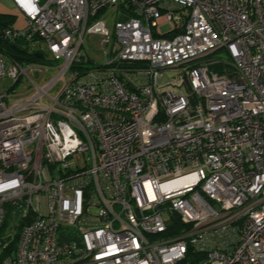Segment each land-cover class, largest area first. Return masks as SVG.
<instances>
[{
	"label": "built area",
	"instance_id": "1",
	"mask_svg": "<svg viewBox=\"0 0 264 264\" xmlns=\"http://www.w3.org/2000/svg\"><path fill=\"white\" fill-rule=\"evenodd\" d=\"M13 3L27 26L4 38L61 63L44 80L0 52L26 84L0 94V227L7 205L29 220L0 264H264V0ZM88 36L106 62L83 72Z\"/></svg>",
	"mask_w": 264,
	"mask_h": 264
},
{
	"label": "trees",
	"instance_id": "2",
	"mask_svg": "<svg viewBox=\"0 0 264 264\" xmlns=\"http://www.w3.org/2000/svg\"><path fill=\"white\" fill-rule=\"evenodd\" d=\"M126 16H128L129 18V15ZM124 19L127 18L125 17ZM14 21L15 18L12 15H0V52L4 54L6 59L13 62H18L21 64L31 62L43 64V61L46 57V53H42V56L36 55V51L32 48L31 45L32 42L24 38L15 41H10L4 38V31L10 27H13ZM218 53L210 55L207 58V61L215 60L212 57ZM81 64L85 63L82 61ZM80 65L74 66V69L81 68L79 67ZM211 68L212 70L218 72H220L222 69L221 66L217 65H213ZM10 218L12 220V226L10 231L7 233L6 229L8 227V222ZM172 222L173 224L170 225L168 236H173L177 234L178 231H180L184 226V224L179 223V220L177 218L173 219ZM28 223V219L21 217L19 214L13 211V207L11 205H7L6 218L3 225L0 227V261L6 256H13L15 254L18 247L19 236ZM5 245L7 246L6 248H4ZM204 258L205 255L201 253H197L195 255L191 253V255L189 256V260L192 261V263L196 264L203 261Z\"/></svg>",
	"mask_w": 264,
	"mask_h": 264
},
{
	"label": "rangeland",
	"instance_id": "3",
	"mask_svg": "<svg viewBox=\"0 0 264 264\" xmlns=\"http://www.w3.org/2000/svg\"><path fill=\"white\" fill-rule=\"evenodd\" d=\"M2 15V14H0ZM126 12L123 10L121 7L113 8L111 10H107L104 12L102 15L99 16L100 20H106L107 21V27L108 29L112 30L113 25L115 22H118L122 19V17H125ZM24 29V28H20ZM169 28L167 26L162 27L163 33L168 32ZM103 39L99 36H88L86 38V41L82 45L80 49V54L83 55L82 61L85 63L84 64V69L86 72L87 70H92L96 68L99 64H103L106 62V58L104 55L103 51V46H102ZM42 48L43 50L46 48L45 44L42 42L41 44H37V49ZM108 48V45L106 46V49ZM212 58L214 59H222V60H227L229 58L228 54L226 52H220L218 54H215ZM45 65L50 67V71L46 73V76L44 77V80H50L52 77H54L57 73V68L61 60H55L52 59L49 54H46V57L43 61ZM183 76L179 72H173V71H165L164 76L162 78V82H167V81H172L173 79H179ZM45 82V81H44ZM13 80L6 78L2 81H0V94H3L7 91H9L10 95H14V92L18 93H23L26 90V84L21 83L18 86H16L13 89ZM57 92H54L52 94L53 97L56 96ZM77 164L80 167H85L87 165L86 159L83 155H77L75 157ZM12 226V220L11 218L9 219L8 222V227L6 229L7 233L10 231Z\"/></svg>",
	"mask_w": 264,
	"mask_h": 264
},
{
	"label": "crops",
	"instance_id": "4",
	"mask_svg": "<svg viewBox=\"0 0 264 264\" xmlns=\"http://www.w3.org/2000/svg\"><path fill=\"white\" fill-rule=\"evenodd\" d=\"M0 14L14 16L15 21L13 27L16 29L27 26L26 16L15 6L13 0H0Z\"/></svg>",
	"mask_w": 264,
	"mask_h": 264
},
{
	"label": "water",
	"instance_id": "5",
	"mask_svg": "<svg viewBox=\"0 0 264 264\" xmlns=\"http://www.w3.org/2000/svg\"><path fill=\"white\" fill-rule=\"evenodd\" d=\"M35 54L38 56H42V52L40 50L36 51Z\"/></svg>",
	"mask_w": 264,
	"mask_h": 264
}]
</instances>
